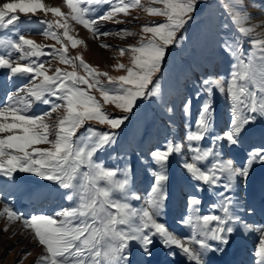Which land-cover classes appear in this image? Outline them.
<instances>
[{
    "label": "snow or ice",
    "instance_id": "snow-or-ice-1",
    "mask_svg": "<svg viewBox=\"0 0 264 264\" xmlns=\"http://www.w3.org/2000/svg\"><path fill=\"white\" fill-rule=\"evenodd\" d=\"M150 2L161 7H144L141 0H63L65 12L43 0L0 4V32L4 33L0 35V70H6L9 79H27L0 104V179L15 183L16 173L31 174L58 185L68 202L52 213L28 216L7 200L3 202L0 217L9 223L20 222L41 247L36 264H133V242L139 246L138 264H149L157 242L172 259L178 252L187 264H208L209 253H222L238 228L260 233L255 264H264V225L244 219L242 214L251 215V209L245 208L236 195L238 183L247 186L254 165H264V146L253 147L242 163L223 152L225 146L239 145L246 127L264 118V31H256L264 29V15L252 23L245 0H218L229 19L224 28L232 29L221 41V47L233 58L232 71L228 77H208L200 82L195 98L204 99L195 118L192 98L185 101L182 141L169 139L163 148L141 157L145 164L150 158L152 165L147 195L141 197L134 191L130 163L112 168L98 158V153L116 143V130L128 120L138 101L155 98L163 112L171 116L174 111L163 98L159 80L153 77L161 70L167 49L179 46L183 37L177 34L192 19L198 0ZM137 8L164 17L165 22L141 26L137 43L119 49L121 56L129 54L130 58L128 65L114 66L124 75L111 76L87 63L82 55H69V47L84 44L72 34L70 21L95 39L110 35L124 39L138 33L127 28L104 30L101 22L124 23L117 17L128 16ZM41 13L52 17L38 21L45 25L40 34L54 41L51 45L27 38L19 27L21 14L30 17ZM244 39L249 44L247 52L241 43ZM100 47L112 46L101 43ZM41 57H51L71 70L56 68L49 75L46 64L51 61ZM93 91L99 93V100ZM216 92L229 104L230 122L223 133L213 134ZM40 105L48 106L47 110L37 113ZM105 105H114L124 115L114 116ZM53 113L59 114L49 123ZM86 122L107 126L110 131L85 128ZM206 139L211 141L207 147L202 144ZM185 146L188 155L183 154ZM174 154L182 157L181 167L195 182L196 192H203L207 186L216 197L207 212H202L198 195L187 197L186 214L177 221L190 230L185 236L170 229L164 220L169 198L168 166ZM209 158L211 163H205ZM132 200L141 203L135 207Z\"/></svg>",
    "mask_w": 264,
    "mask_h": 264
},
{
    "label": "rangeland",
    "instance_id": "rangeland-1",
    "mask_svg": "<svg viewBox=\"0 0 264 264\" xmlns=\"http://www.w3.org/2000/svg\"><path fill=\"white\" fill-rule=\"evenodd\" d=\"M4 2H10V0H0V4ZM43 2L49 6L61 7L62 11H67V8L63 6V0H43ZM245 2L250 5L248 10L253 16L252 23H256L264 15V0H245ZM141 4L144 7H161L159 4H151L150 0H141ZM191 15L192 19L177 34L178 37H183L179 41V46H170L167 49L161 70L153 77L154 81L159 80L163 98L168 106L174 110L172 115L169 116L163 112L155 98L151 101H138V106L128 114V120L116 130V143L105 151L98 153V158L104 161L108 167H123L125 163L132 165V186L134 191L141 197L147 195L152 182V176L148 171L149 167L152 166L150 158L149 163L145 164L141 162V157H147L150 150L163 148L169 139L182 141L185 134V118L183 115V104L185 101L189 97L192 98V116L195 118L204 99V97L199 100L195 98L200 82L208 77H228L232 71L233 58L221 47L222 37L232 31L231 27L229 29L224 28V25L229 23L225 9L221 7L218 0H198L196 10ZM117 18L124 21V23L101 22L102 28L108 31L127 28L132 32L138 33V35L125 37L124 39L112 35L95 39L81 25L70 21L72 34L76 38L83 40L84 44L76 48L69 47V55H82L87 63L101 71L108 72L111 76L124 75L123 71H115L114 66L117 63L128 65L130 58L129 54L121 56L119 49L127 48L129 45L137 43L141 26L162 23L165 22V18L149 15L143 11V8L132 9L130 10V15L124 16L121 14ZM20 19L19 27L21 31L27 34V38L44 45L54 43V41L45 39L40 34L44 30L45 25L38 23L39 20L52 19L51 14L47 17L42 13L30 17H25L21 14ZM29 19L31 23L28 22ZM256 31L262 32L264 29L257 28ZM0 35H4V33H0ZM101 43L112 47L108 49L102 48L100 47ZM241 43L244 51H246L249 47L247 40L244 39ZM49 50L45 48V51ZM41 59L51 61L50 64H46L49 69V75L56 68L66 69L65 65L60 64L51 57H41ZM66 70L70 71L71 69ZM25 83H27V79H9L7 71L0 70V104L4 102L8 93ZM104 83L107 85L106 80H104ZM91 94L96 96L98 100L100 99L99 93L93 91ZM213 101L215 108V132L213 134L223 133L230 122L229 104L226 98L218 92L214 95ZM100 102L103 103L102 100ZM47 108L48 106L46 105H40L35 111L39 113L47 110ZM104 108L114 116L124 115L114 105H105ZM58 114L53 113L49 123H54ZM170 120L171 124L169 123ZM86 127H94L100 131H110L107 126H101L95 122H86ZM83 131V128L80 129L78 134ZM263 132L264 118H258L255 123L246 127L240 137L239 145L232 148L224 147L225 157H231L237 163H242L244 156L239 151L242 149L244 154H248L253 147L264 146V141L261 142L260 140V134ZM202 144L207 147L211 144V141L206 139ZM182 151L184 155H188L186 146ZM181 159V156L175 154L170 157L168 166L169 180L167 182L169 198L166 201L165 215L171 207L174 211L168 219L164 217V220L170 229L181 236H185L190 234V230L181 227L177 221L186 214L187 197L189 195H198L203 202L201 205L202 212H207L208 206L214 203L216 198L213 192L207 190V186H205L203 192H196L193 187L195 182L190 179L186 170L181 167ZM205 163L210 164L211 158ZM201 166L204 165L202 164ZM15 176V183L12 181L6 183L0 179V208L3 207V202L7 200L15 210L28 216L34 212L52 213L58 208L67 205L68 202L64 199V190L53 182L44 181L27 173H16ZM247 184H249V179ZM37 185L43 187V189H39L34 193L35 200L26 199V201L28 200L31 203L30 211L21 212L19 207H17V202L25 200L24 195L27 190L32 191V189L34 190L38 187ZM262 185L259 187V192H261L257 198L255 197L256 204L259 197L264 198V193H262L264 192V185ZM246 187L242 183H238L236 190L239 192L238 195H240L241 201L246 203L244 204L245 208L251 209V215H254L253 204L250 202ZM174 198H178V202L174 201ZM130 203L138 207L141 201L132 200ZM24 208L26 207L24 206ZM253 219H249L248 223L256 226L262 225V223L256 222L259 218L253 217ZM5 228H7L6 231ZM256 234L260 235L259 232H256ZM251 240L252 247H248L251 250L247 248L245 256L247 264L255 262V249L259 244V239L252 238ZM133 245L131 259L133 264H138L141 259L137 252L139 246L135 245V242H133ZM166 253L167 250L157 242L153 246V256L150 261L160 258L161 264H187L185 257L180 254L175 259H172ZM247 253H250L251 257H248ZM40 254L41 247L34 242L30 233L23 229L20 222L9 223L6 217H0V264H36ZM150 261L149 264H152Z\"/></svg>",
    "mask_w": 264,
    "mask_h": 264
},
{
    "label": "bare ground",
    "instance_id": "bare-ground-1",
    "mask_svg": "<svg viewBox=\"0 0 264 264\" xmlns=\"http://www.w3.org/2000/svg\"><path fill=\"white\" fill-rule=\"evenodd\" d=\"M260 140H261V142L264 141V132L260 134ZM241 152H242V150H241ZM246 157H247V154H244L243 161L246 159ZM260 167H261V165H259V164L254 165V167L250 173V178H249V183L251 185H253V187L250 189V191L248 193H249L250 202L253 204L254 215H248V214H242V215L244 216V219L247 222L249 219H253V217H254L256 219L259 218V220L258 219L256 220L257 223H262V225H264V200L260 202L259 200L261 199V197H259L257 204L255 203V197L257 198L258 194L261 192V191L259 192V187L261 184L264 185V179L260 180L257 178L258 169ZM248 185L249 184H247V187H248ZM39 189H43V187H41V186L37 187L34 190L32 189V191L27 190V193L24 195L25 200L17 202V207H19L20 204L24 203L26 201V199H29L32 197V200H34L35 199L34 193ZM238 193L239 192H237V190H236V195L239 197L240 195H238ZM262 193H264V192H262ZM240 198H239V200H240L241 204L245 207L244 204H246V203H243ZM177 200H178V198H174V201L178 202ZM25 207L28 208L27 205H25ZM233 234H234V242H232L230 240L229 244L227 245V248H228L227 253H221L219 255L213 256L212 259L210 260L209 264H247V262L245 261V256H246L247 248L252 247V240L251 239L252 238L253 239L254 238L260 239V235L256 234L255 231L250 232V233H245L242 229H239V228ZM249 249L250 248H248V250ZM252 250H253V248H252ZM177 255H179L178 252H177ZM247 255H248V257H251L250 253L249 254L247 253ZM246 259H247V257H246ZM253 264H255V262Z\"/></svg>",
    "mask_w": 264,
    "mask_h": 264
}]
</instances>
